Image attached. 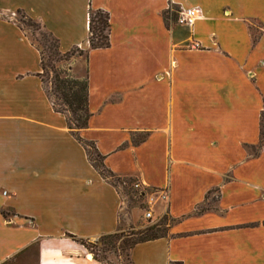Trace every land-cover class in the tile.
<instances>
[{
    "label": "crops",
    "instance_id": "0c3cea01",
    "mask_svg": "<svg viewBox=\"0 0 264 264\" xmlns=\"http://www.w3.org/2000/svg\"><path fill=\"white\" fill-rule=\"evenodd\" d=\"M170 4L202 14L167 26ZM94 9L109 16L104 48L89 46ZM17 10L60 52L84 51L67 61L87 79L79 134L105 167L167 194L146 195L166 230L131 263L264 264V0H0V210L13 213H0V264H106L68 234L117 231L123 204L54 110Z\"/></svg>",
    "mask_w": 264,
    "mask_h": 264
},
{
    "label": "trees",
    "instance_id": "16d2710c",
    "mask_svg": "<svg viewBox=\"0 0 264 264\" xmlns=\"http://www.w3.org/2000/svg\"><path fill=\"white\" fill-rule=\"evenodd\" d=\"M169 8L165 12L163 16V20L165 24L168 26L167 20L176 19V15L172 16V12L169 13ZM18 13L22 12L21 10H17ZM168 12V13H167ZM27 25L34 27L39 31V35L41 40L43 41L42 46H38L34 41L30 38V41L36 46L40 54V72L37 73L39 78L41 77V73L44 71L48 72L51 71L52 75V82L54 86V90L57 92V96L62 103V107H56V104L51 101L50 102L55 111L63 114L65 116L66 124L68 129L71 131L72 135L75 139L82 144L85 148L87 157L93 167L99 172L102 178L108 180L114 187L116 184L114 181L111 180V177H115L116 175L113 174L105 165L103 164V157L97 151L92 141L84 140L79 132L87 125V120L89 118V110H88V89H87V79L84 78L82 80L79 79H72L65 76H61L60 70L57 69L56 65L60 61H67L74 55H81L84 51L78 47H72L67 52H60L58 50V41L57 39L49 32L43 31L40 23L36 22L35 20L31 19L27 15ZM173 17V18H172ZM19 21V22H18ZM17 25L25 32L24 22L22 20H17ZM108 30H109V16L108 13L101 10V9H94L89 11L88 13V41L90 48H104L109 45L108 40ZM26 33V32H25ZM41 48V49H40ZM74 49V50H73ZM46 55V60H45ZM41 82L42 79L40 78ZM264 113L261 114V117ZM260 144L264 142V138H261L260 132ZM260 147V145H259ZM94 155V156H92ZM154 226H159L154 225ZM153 227H149L147 230L150 231L149 234L146 232H141L143 234L142 237H139L137 240L133 241L129 245V250L133 247L134 244L146 240H151L161 236L162 234H154L152 230ZM73 240L79 242L80 244L84 245L86 249L91 247V242L88 243L87 239L84 238H77L74 235L68 234ZM102 237L107 238L108 241L105 243L104 247H101L99 253H104L105 251H110L114 248V243L118 240L119 235L116 232L108 233L102 235ZM91 253V252H90ZM95 260L101 261L106 264H111L105 256L98 255L95 253H91ZM131 261V259H130ZM132 264V263H131ZM170 264H181L179 262H171Z\"/></svg>",
    "mask_w": 264,
    "mask_h": 264
},
{
    "label": "rangeland",
    "instance_id": "374dc122",
    "mask_svg": "<svg viewBox=\"0 0 264 264\" xmlns=\"http://www.w3.org/2000/svg\"><path fill=\"white\" fill-rule=\"evenodd\" d=\"M168 8H169L168 10L169 13L172 12L173 17L174 15H176V19L170 20L171 19L170 18L169 20H167L168 24L177 25L178 24L177 22L178 14L180 10L183 8L178 7L175 4H170L167 7V9ZM197 8H199L200 10L199 12V17H200L202 14V11L200 7H197ZM167 9H165V11H167ZM25 15L26 14L24 12L18 13L17 11H15V13L13 14L16 21L22 20L24 22L22 26H24L26 35L32 41L38 44L39 47L42 46L43 41L41 40L39 31L35 29L34 27L27 25V18H25L26 17ZM164 15H165V12H163V16ZM249 25L253 32V37H256L257 36L256 29L258 27L257 22L252 20ZM74 56H77V54ZM45 60H46V55H45ZM67 61H60L55 65L57 69L60 70L62 77L65 76V77L74 79L73 73H71V70H70L71 65ZM52 75L53 73H51V71H48V72L44 71L43 73H41V77H40L42 79L41 83H42L44 91L47 97L49 98V100L51 99V101L56 104V107L58 106L62 107V103L57 96V92L54 90L53 84H51ZM75 79H78V78H75ZM82 79L84 78H80L79 80H82ZM260 132H261V138H264V114L261 117ZM249 151L251 153H255L257 152V148H250ZM111 180L115 182L116 188L123 200V204L121 206V209L118 215V218H119L118 229L117 231H115L119 235V238L118 240L115 241L114 248L110 251H105L104 253L102 252L99 253V250L101 249V247H104L105 243L108 241L107 238L102 237V235L104 234L98 236L95 239H91V240L87 239L88 243L89 242L93 243L91 244V247L87 249V251L98 254V255L102 254L103 256L106 257V259L111 264H131L130 250H129L130 243L137 240L139 237H142L143 234H140L141 232H144V233L146 232V234H149L150 231H148L147 229L149 227H153L154 225L159 224V226H154V230H152L154 234L156 235L164 234L166 230L165 224L167 223V217L164 216L160 220L156 221L155 223H152L150 219L145 218V212L149 210L151 211L145 197L146 195H150L152 193L156 194V192L159 189L142 188L140 185H138V187H135L134 184L137 181H135L133 178L115 176V177H111ZM214 196H215L214 193L209 194L208 200L210 203H211V199ZM0 213L3 217H7V218L13 215L12 211L10 210H0Z\"/></svg>",
    "mask_w": 264,
    "mask_h": 264
},
{
    "label": "built area",
    "instance_id": "2783aa9c",
    "mask_svg": "<svg viewBox=\"0 0 264 264\" xmlns=\"http://www.w3.org/2000/svg\"><path fill=\"white\" fill-rule=\"evenodd\" d=\"M199 12H200V10L197 7L181 9L179 14H178V18H177L178 24L190 26L194 22V20L199 17ZM138 185H139V183L134 184L135 187H138ZM150 196L152 197V195H150ZM166 196H167V194L165 191L159 190L155 194V199L158 198V199L164 200L166 198ZM151 197L148 198V202H147L150 205L152 202ZM149 208L151 209V211L149 210V211L145 212V218L151 220L153 210L151 207H149Z\"/></svg>",
    "mask_w": 264,
    "mask_h": 264
}]
</instances>
